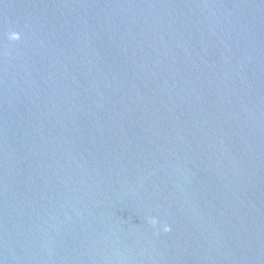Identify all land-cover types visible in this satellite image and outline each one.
<instances>
[{"label":"water","instance_id":"1","mask_svg":"<svg viewBox=\"0 0 264 264\" xmlns=\"http://www.w3.org/2000/svg\"><path fill=\"white\" fill-rule=\"evenodd\" d=\"M0 264H264V0H0Z\"/></svg>","mask_w":264,"mask_h":264}]
</instances>
